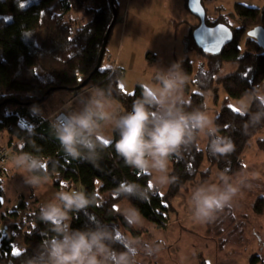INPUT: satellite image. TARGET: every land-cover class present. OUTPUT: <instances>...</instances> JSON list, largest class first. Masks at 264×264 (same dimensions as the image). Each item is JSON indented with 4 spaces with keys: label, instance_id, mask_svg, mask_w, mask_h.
Listing matches in <instances>:
<instances>
[{
    "label": "trees",
    "instance_id": "1",
    "mask_svg": "<svg viewBox=\"0 0 264 264\" xmlns=\"http://www.w3.org/2000/svg\"><path fill=\"white\" fill-rule=\"evenodd\" d=\"M24 1L0 0V134L7 131L11 138L21 141L20 145L14 146V152L27 153L44 161V170L33 173L49 176L57 192L80 189L95 197L86 209L69 214L72 228H91L100 222L113 231V247L117 251H124L127 245L136 248L138 254L154 251L157 242L148 243L139 239L134 244L130 243L123 230L128 229L136 236H141L143 231L129 225L116 210V205L128 199L141 215L159 228H164L170 221V212L174 210L171 200L189 182L195 181L198 176L201 183L208 181L214 167L220 172L230 169L227 175H235L246 169L242 154L249 141L264 128V101L258 96L264 84V52L259 43L248 36L243 51L240 42L248 31V24L259 21L260 26L264 27V7L236 4L234 11L213 20L208 16L203 0L207 25L226 24L233 30L234 40L218 55L204 52L197 47L193 38V32L200 25L195 17L198 24L190 28L186 48L188 52H199L205 62L199 65L193 80L200 92L191 95V107L186 110L199 108L206 111L204 93L213 92L217 100L218 85H222L228 96L214 124L220 136L228 137L233 142L234 150L228 155L214 157L208 150L209 140L204 151L198 142L182 149L178 156L170 160L172 168L169 174L176 180L168 185L165 193H161L158 188L151 187V176L127 166L118 155L115 143L119 136L115 131L111 143L102 150L97 149V159H73L61 147L53 122L33 114L35 106L41 105L56 92H78L90 86L107 89L119 104L122 114L131 111L133 102L141 97L144 88L138 85L131 94L125 93L119 85L123 72L118 68L112 72L106 65L108 47L119 20L118 0L114 1L118 11L117 20L103 63L96 72L107 31L114 21L112 0H37L21 7ZM73 14L82 15L77 17ZM239 19L246 24L239 25ZM39 31L44 32L41 44L37 43ZM226 63H236L237 68L230 76L219 77ZM182 67L188 76L192 75L193 67L189 59ZM51 89H54L51 95L42 100ZM248 94H252L253 99L246 112L231 108L232 99H242ZM12 108L14 110L11 112ZM21 121L25 126L21 125ZM204 161L209 163V167L202 170ZM124 182L141 187L132 195H118L116 190ZM1 185L0 180V189ZM252 207L257 215L264 216V195H260ZM39 211L40 207L19 224H10L6 230H0V264H27L41 242L54 235L51 225L40 220ZM235 212L232 205L225 208L213 220L206 222L208 231L221 237L227 229L231 235L239 227L244 228L247 223H239ZM20 234L23 235L25 248L14 254L16 239ZM229 244L230 240L222 239L218 242V251L223 253ZM145 245L151 248L146 249ZM137 256L134 257V264H141L136 260ZM255 260L259 261V258ZM200 264L206 262L202 260Z\"/></svg>",
    "mask_w": 264,
    "mask_h": 264
},
{
    "label": "rangeland",
    "instance_id": "2",
    "mask_svg": "<svg viewBox=\"0 0 264 264\" xmlns=\"http://www.w3.org/2000/svg\"><path fill=\"white\" fill-rule=\"evenodd\" d=\"M37 0H25L24 6H28ZM181 3V8H180ZM182 0H118L119 20L113 31L109 49L115 52L123 17L134 16L140 19L139 23L151 26L154 33L150 35L148 29L140 31H130L123 28V44H121L120 57L121 64L124 62V74L120 79V87L125 93L134 92L137 85H154L157 81L154 77L158 73H166L173 70V65L178 70L185 73V83L182 94L186 99L191 95L200 92L194 83V75L199 65L205 62V58L199 52H188L186 45V36L189 33V23L186 21L175 26V21H191L193 18L188 9H183ZM236 4H242L252 8H263L264 0H205V6L208 9V16L216 20L221 14H228L234 11ZM179 7L178 12L176 11ZM190 13V14H189ZM81 17L82 14H73ZM239 25L246 24L243 20H238ZM195 24V25H197ZM255 26H260L258 21L255 24H248V31ZM248 31L242 37L240 48L244 50V42ZM152 36V40L150 37ZM44 39V32L39 31L37 43L41 44ZM264 52V49H262ZM115 54V53H113ZM116 56V54L114 55ZM115 58V57H114ZM189 59L193 73L188 76L182 64ZM237 68L236 63H226L219 77L230 76ZM218 99H215L213 92H206V113L213 119L223 107V102L227 98V92L222 85H218ZM57 93V92H56ZM55 93V94H56ZM54 94V95H55ZM258 96L264 97V84H262ZM51 97H54L53 95ZM87 96L86 100L88 99ZM53 99V98H50ZM48 99L41 105L42 108L51 110L54 102ZM253 95L248 94L242 99H232L230 106L237 112H246L252 102ZM50 100V101H49ZM75 103L74 106H79ZM65 108V107H62ZM61 108V109H62ZM68 109V108H65ZM14 109H11V112ZM59 111V110H58ZM117 114H122L116 106L113 108ZM21 125L25 126L21 121ZM105 138H112L114 131L111 125H105L102 129ZM113 134V135H112ZM112 135V137H111ZM3 138L0 139V146L8 141L7 131L3 132ZM110 139V140H112ZM206 138L199 137L198 144L203 151L207 145ZM18 155L13 152L5 166V171L0 170V180L2 181L0 189V230H6L10 224H19L25 220L36 209L43 204L52 201L56 191L52 186L49 176H37L33 172H28L24 168H18L14 163V158ZM242 161L245 170L232 177L230 183L241 187L237 196L233 199L231 205L236 211L237 221L247 223L245 227H239L238 230L229 235V230L218 236L210 233L206 223H200L194 220L191 206V195L193 191L204 183L222 184L219 180L220 171L214 167L208 181L201 183L198 176L195 181L189 182L180 193L171 200L170 204L174 208L169 214L170 221L164 228H159L156 224L141 215L142 220L135 227L136 230H142L141 236H136L130 230L125 229L127 239L131 244L141 239L144 242H157V247L152 251V255L139 253L136 260L141 264H200L202 260L206 264H262L264 263V216L257 215L252 209V204L260 196L264 195V128L256 134L247 144L243 154ZM209 167V163L204 161L202 170ZM171 162L169 164V173L171 171ZM155 179V176L152 177ZM35 180L39 185H33L30 181ZM167 186L159 187L161 193H165ZM187 189V190H185ZM80 190V189H79ZM47 197L45 203L39 204L40 200ZM134 208L128 199L117 203L116 210L122 215L124 209ZM234 229V228H233ZM231 230V229H230ZM215 233L217 229L215 228ZM222 239L230 240L227 250L223 253L218 251V242ZM163 241V244L160 242ZM25 248L23 235L17 236L15 252L19 253ZM255 258H259L256 261Z\"/></svg>",
    "mask_w": 264,
    "mask_h": 264
},
{
    "label": "clouds",
    "instance_id": "3",
    "mask_svg": "<svg viewBox=\"0 0 264 264\" xmlns=\"http://www.w3.org/2000/svg\"><path fill=\"white\" fill-rule=\"evenodd\" d=\"M154 79L157 83L142 86L141 97L133 102L131 111L123 114L113 111L114 100L107 89L93 86L80 111L64 115L63 120L57 118L54 124L65 154L73 159H97V149L102 150L111 143L109 138L101 141L102 129L111 125L119 136L115 143L118 155L127 166L155 176L150 185L158 188L175 182L176 178L169 174L171 158L196 144L198 137L210 141L208 150L214 157L228 155L234 150L233 142L218 134V127L206 111L199 108L186 110L191 107V102L182 94L185 83L182 70L173 65V70L158 73ZM260 99L264 101V97ZM14 163L28 172H42L45 168L41 158L27 153L16 156ZM228 171L230 169L219 175L222 184L204 183L193 191L191 206L195 221L209 222L231 206L241 187L229 182L232 177L227 175ZM30 183L39 185L35 180ZM140 187L124 182L116 193L132 195ZM94 199L83 191L69 189L57 192L52 201L43 204L39 218L51 225L54 235L41 242L27 264H134L138 250L127 245L124 251H117L113 247L114 233L107 225L97 222L91 228L71 227L69 214L86 209ZM122 214L132 226L142 220L136 208L124 209ZM145 247L151 248L150 245ZM156 250L160 251L159 245ZM146 254L153 253L149 250Z\"/></svg>",
    "mask_w": 264,
    "mask_h": 264
},
{
    "label": "crops",
    "instance_id": "4",
    "mask_svg": "<svg viewBox=\"0 0 264 264\" xmlns=\"http://www.w3.org/2000/svg\"><path fill=\"white\" fill-rule=\"evenodd\" d=\"M182 1H183V3H182L183 4V9L184 10L185 9H188L187 0H182ZM180 8H181V3H180ZM178 10H179V7H177L176 11L178 12ZM188 11H189V9H188ZM179 12H180V10H179ZM190 15L193 18H195L192 14H190ZM139 21H140V19L135 18L134 16H130V14H129V17L127 19L123 17L122 27L123 28H127L130 31H140L141 29H145V30L148 29L150 35H152L154 33V30H153V28L151 26H149V25L148 26L142 25V24L139 23ZM186 21L189 23V30H190V28L193 25L197 24L196 21H194L193 19H191V21H188V20H184L182 22L181 21H175V26H178V25H180V24H182V23H184ZM123 28L120 31L119 40H118L116 49L114 50L115 52H112V50H110L109 47H108L107 58H106V65L108 67H110L111 69H113L114 66L116 65V67L118 69H120L123 72V74H124L125 71H124L123 66L125 64H124V62L121 64V60H119L120 50H121V44H123V41H122L123 40ZM150 40H152V36L150 37ZM113 53H115L116 56H114L115 54H113ZM109 56H111V57H109ZM92 87L93 86L87 87L86 89L81 90V91H78V92H69V91L57 92L55 95H53L54 97H51L53 99H50L51 102L52 101L54 102V104H52V109L51 110L44 109V108H42L43 105H39V106H35L33 108V114L36 115L37 117H39V118H41V119H43V120L46 121V120H52L51 117L58 110H60L62 107L68 108L69 110H71V113L72 112H78V111H80L83 108L84 104L87 103L86 98L90 94V90L92 89ZM75 103H79L80 105L77 106V107H75L74 106ZM114 106H116V108L119 111H121L119 104L115 100H114ZM2 134H3V132L0 134V139L3 138ZM112 135H111V137H112ZM104 138L105 137L102 136L101 137V141ZM11 139H12V142L10 143ZM110 139H112V138H110ZM20 144H21V141L20 140L11 138L10 135L8 134V141H7L6 144H3L2 146H4V147L5 146L6 147H10L12 145L13 147H10V148H12L13 149V152H14V146H17V145H20ZM3 171H5V169ZM56 193H57V191H56ZM46 199H47V197L42 198L40 200L39 204L45 203L46 202Z\"/></svg>",
    "mask_w": 264,
    "mask_h": 264
},
{
    "label": "water",
    "instance_id": "5",
    "mask_svg": "<svg viewBox=\"0 0 264 264\" xmlns=\"http://www.w3.org/2000/svg\"><path fill=\"white\" fill-rule=\"evenodd\" d=\"M114 1L115 0H112V5L114 7V21L107 31L95 72L100 69L103 63L106 49L110 40L111 31L114 27L115 21L117 20L118 11L114 6ZM202 2L203 0H188V9L190 13L200 21V25L193 32V38L199 49L211 55H218L225 47L233 42L234 32L229 26L223 23L212 27L208 26L206 22L207 12ZM247 35L248 37L256 40L261 48L264 49V27L255 26L254 28L250 29V31H248ZM86 83L87 82H85L84 85ZM53 91L54 89L49 90L44 95L42 100H46Z\"/></svg>",
    "mask_w": 264,
    "mask_h": 264
},
{
    "label": "built area",
    "instance_id": "6",
    "mask_svg": "<svg viewBox=\"0 0 264 264\" xmlns=\"http://www.w3.org/2000/svg\"><path fill=\"white\" fill-rule=\"evenodd\" d=\"M111 57V56H109ZM115 70H117L116 65L114 66V68L112 69V72H114ZM71 113V110L69 109H65L62 108L59 111H57L52 117H51V121L53 122V124H55V122L57 121V118H59L60 120H63L64 115H67ZM13 153V149L10 147H4V146H0V170H4L7 162L10 159L11 154ZM77 191H81V190H77Z\"/></svg>",
    "mask_w": 264,
    "mask_h": 264
},
{
    "label": "snow or ice",
    "instance_id": "7",
    "mask_svg": "<svg viewBox=\"0 0 264 264\" xmlns=\"http://www.w3.org/2000/svg\"><path fill=\"white\" fill-rule=\"evenodd\" d=\"M24 5H21V7H23ZM0 203H2V201H0ZM119 237H117V239H118ZM14 254H18V253H14Z\"/></svg>",
    "mask_w": 264,
    "mask_h": 264
},
{
    "label": "flooded vegetation",
    "instance_id": "8",
    "mask_svg": "<svg viewBox=\"0 0 264 264\" xmlns=\"http://www.w3.org/2000/svg\"><path fill=\"white\" fill-rule=\"evenodd\" d=\"M254 28V27H253Z\"/></svg>",
    "mask_w": 264,
    "mask_h": 264
}]
</instances>
